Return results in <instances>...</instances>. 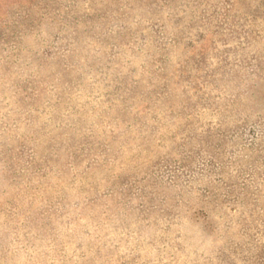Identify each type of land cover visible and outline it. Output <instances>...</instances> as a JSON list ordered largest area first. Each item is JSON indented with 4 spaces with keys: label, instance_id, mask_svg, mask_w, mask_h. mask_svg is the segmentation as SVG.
I'll use <instances>...</instances> for the list:
<instances>
[{
    "label": "rangeland",
    "instance_id": "rangeland-1",
    "mask_svg": "<svg viewBox=\"0 0 264 264\" xmlns=\"http://www.w3.org/2000/svg\"><path fill=\"white\" fill-rule=\"evenodd\" d=\"M0 264H264V0H0Z\"/></svg>",
    "mask_w": 264,
    "mask_h": 264
}]
</instances>
